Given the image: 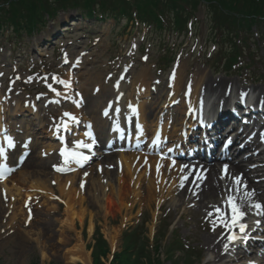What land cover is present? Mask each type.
<instances>
[{
    "label": "rangeland",
    "instance_id": "374dc122",
    "mask_svg": "<svg viewBox=\"0 0 264 264\" xmlns=\"http://www.w3.org/2000/svg\"><path fill=\"white\" fill-rule=\"evenodd\" d=\"M194 15L192 28L184 35L173 31L168 21L163 30H158L154 25H127L111 18L101 20L99 16L89 18L83 11L72 9L59 11L41 32L32 36H17L10 30L0 34V147L5 149V157L0 160L6 170L4 186L0 179V264H67V250L81 245L88 252L86 246L92 241L95 226L107 241L110 253L119 252L122 234L141 223L149 248L158 229L161 231L164 223H170L174 236L201 253V260L193 264L257 262L247 249L242 251L252 258L237 263L227 262L224 256L216 260L203 242L211 235L212 221L193 203L182 204L175 198L171 202L163 193L165 200L157 205L156 195L147 193L144 184L140 183L138 191L133 188L115 157L105 166L101 164L103 153L118 155L124 151L122 146L105 145L107 132L99 135L104 130L98 121L104 103L114 99L115 84L122 77L124 66L129 68L125 76L127 86L123 89L126 101L138 97L133 80L144 69L148 73L147 82L156 90L150 91L148 97L139 96L147 102V113L143 112L150 121L147 127H152L160 117L169 116L175 118V128H180L189 117L184 91L191 92L195 82L192 78L200 74L205 75L202 82L232 83L234 94L225 96L226 104L233 96L247 92L253 93L255 101L264 102L259 98L264 95V31L262 34L261 28H253V32H245L240 39L234 35L227 38L215 31L205 7L199 6ZM230 42L243 49L242 58L233 72L225 73L218 54ZM177 67L183 70L181 98L177 105L167 100L164 110V99L171 92ZM63 94L72 97L70 102L60 98ZM200 96L209 95L199 92ZM76 102L80 106L79 118L65 128L64 120L73 117ZM262 117L258 120L264 125ZM251 122L252 128L258 125L252 118ZM91 123L98 130L102 147L87 135L86 125ZM5 137L12 138L14 149H6ZM61 138L70 151L79 149L76 152L88 159L77 163L68 158L65 162L59 152ZM78 142L90 144L91 149L78 148ZM169 146L166 144L159 151ZM145 149L147 144L141 151ZM139 167L141 171V164ZM58 168L61 170L57 171ZM108 170L113 172L111 176ZM254 182L262 180L257 177ZM32 186L42 189L32 190ZM63 189L67 196L60 195ZM68 203L75 204V211H85L83 224L75 223L72 229L64 224ZM89 219L93 232L88 235ZM247 220L251 222V217ZM168 238L169 235L163 245ZM159 256L162 264H170L162 250Z\"/></svg>",
    "mask_w": 264,
    "mask_h": 264
},
{
    "label": "bare ground",
    "instance_id": "6f19581e",
    "mask_svg": "<svg viewBox=\"0 0 264 264\" xmlns=\"http://www.w3.org/2000/svg\"><path fill=\"white\" fill-rule=\"evenodd\" d=\"M177 69L178 70L175 72L176 77L173 79L172 89L169 94V101L175 102L181 98V81L183 79L182 67H177ZM147 75L148 73L146 69L135 74L133 81L138 89V97L130 98L128 106H121L120 110L117 105H112L113 101L104 104L102 109L99 110L100 112H98L99 115L101 113V116H105L104 119L102 117L98 118L100 128L102 127L104 130L106 127L112 125L114 127L112 133H119L122 130V125L120 122H118L121 112L126 117H129L131 114L135 115L134 124L136 125V135L138 137L143 136L142 131L144 129L146 130L149 127V129L152 131L153 127H157V123H154V125L156 124L155 126L153 125L150 127V125H148L147 127L146 124L150 121H147L146 117L143 115L144 111L147 113V102L146 100L141 101L139 97L145 96L150 92L151 86L149 85L150 83L147 82ZM204 77V74H200L196 78H192L195 80V82L191 86V92H188L186 108H188L193 114H196L197 112H204L205 116H208L215 110H221V108L225 109V96L229 97V95L234 94V90H232V83L230 82H224L222 80L202 82ZM118 88L117 96L119 98L122 96L121 92L123 85L120 84ZM199 92L204 95H209V98H206V100L201 103V101L198 100ZM248 93L249 92H247V94ZM184 94H186L185 91ZM148 96L149 95L146 97ZM259 98L260 100L264 99V95H261ZM163 108H165V106ZM117 109L119 111H117ZM133 109H135V112H133ZM105 110H107V115H105ZM73 117L75 119H65L76 123V119L79 118L78 106H76L73 111ZM166 122L167 121H164V123L159 122L161 124L158 125H162V132L158 135L162 136V139L165 137V139L171 140L173 134L177 133L175 128L176 126H168ZM99 123L96 125V128H99ZM92 129L94 130V126ZM260 129L261 130L253 132L250 136L251 130L248 126V129L245 133L241 132L238 136L236 135L233 141L234 143L232 142L228 147V150L232 149L230 156L224 158L218 156L214 161L216 163L209 164L192 161L189 162L190 164L188 169L185 167L183 171H181V166H178V163L181 161H177L175 164H173V161L176 159V157L173 154L166 152L152 153L149 150L138 154L132 152L125 154V152H122L118 155L113 153L99 155L101 164L104 166L107 162L112 161L113 157H115L117 164H119V166H123L125 174L128 176L133 188L138 191L140 183L144 184V188L146 189L147 193H149L151 196L153 193L156 195L157 200L159 201L157 202V205L165 200L163 198V193L166 194L167 198L170 199L171 202L174 201L175 198V200L182 202V204L188 202L193 203L194 206H196L200 212L204 213L213 224L211 235L206 236L203 240L207 250L212 252L216 256L217 260L221 256H224L226 259L231 257L233 262H237L238 260L252 258V256H248L246 253L241 251V248L233 247L231 241H228L226 238L228 232L225 228V225L227 224L228 220L231 219V210L228 205L224 203V201L228 195H233L236 197V202L242 205V211L245 212L244 217H259V223L248 224L244 232L249 233L251 230L264 231V215H258L257 210L251 206L255 203H260L262 206H264V185L260 184V182H254V178L259 177L258 174L262 173L261 176H264V127H260ZM259 131L260 133L263 131L262 136L260 135ZM105 132L107 131H102V133L99 132V135ZM247 135L250 137L249 139L247 138ZM242 137H244L245 140L248 139V141L245 142V147L238 151L235 149V151L234 147L241 145L238 144L237 141ZM247 142L251 147H254L253 150L250 149V146L246 144ZM223 143L224 141L222 142V145ZM12 149L14 148L12 147ZM84 152L92 153L90 151ZM4 157L2 159H4ZM255 162L260 164V166L253 171L251 168H249V166ZM140 164L141 167H143L141 171L138 170L140 168ZM158 164L160 165L159 171H157ZM0 165H3L2 160H0ZM201 165L203 166L201 167ZM225 165L227 166L226 173L224 171ZM43 168L46 169V166L44 165ZM203 170H205V174L202 179L198 180L197 173L199 172L201 174ZM107 173L109 176H111L113 172L108 170ZM185 174H188L187 179L179 182V180ZM221 176L224 178L221 179ZM237 176H241L239 184L234 183V178ZM1 180V184L4 186L6 181H4L5 179ZM244 183L245 186H243ZM181 184H183V186H181ZM40 185L45 184L40 183ZM36 186H32L31 189H42ZM16 192H19V190L16 189ZM245 192H254V195L250 200H244L243 196ZM64 193L65 196H67L66 191L62 192L60 195L63 196ZM20 205L22 206L23 204ZM74 205L75 204H67L68 209L66 211L64 224H66L69 229H72L75 226V223H78V225L83 224L85 219V211L82 209L75 211ZM214 208H219L221 212H215ZM261 211H264V207H262ZM210 212L212 213L211 216L208 215ZM221 219H224V223L220 222ZM258 225L261 226V228H259ZM87 232L88 235L93 232V225L90 219L88 221ZM233 232H235V230H233ZM258 239L264 240L263 237H258ZM107 240L110 242L111 239L107 238ZM226 244L228 245L227 250H225ZM250 245L254 250L253 252L256 253L254 254V258H257V262H241V264H264V242H254ZM258 248L263 250L259 254H257L259 251ZM65 262L67 264H91L89 252H86L81 245H76L74 248L66 251Z\"/></svg>",
    "mask_w": 264,
    "mask_h": 264
},
{
    "label": "trees",
    "instance_id": "16d2710c",
    "mask_svg": "<svg viewBox=\"0 0 264 264\" xmlns=\"http://www.w3.org/2000/svg\"><path fill=\"white\" fill-rule=\"evenodd\" d=\"M199 6L210 12L215 31L227 38L234 35L240 39L245 32H253V28H261L260 32L263 34L264 0H0V34L10 30L17 36H32L40 32L46 22L53 19L59 11L68 9L81 10L89 18L99 16L101 20L111 18L116 23L124 21L127 25H154L158 30H163L168 21L173 31L184 34ZM219 43L221 45L222 41ZM242 51L235 42L220 49L218 55L221 56L220 66L223 72L234 70L240 63ZM159 224L162 225L163 222L160 221ZM143 227L144 223H141L123 233L121 250L111 255L107 241L101 235L99 227L95 226L92 241L86 246V250L90 252L91 264H162L160 250L165 261L170 264L181 261L193 264L201 259L200 254L192 247L186 246L174 236V231L170 232L169 223H164L161 231L158 229L151 248L148 237L142 232ZM168 235V241L163 245ZM109 255L111 260L108 259Z\"/></svg>",
    "mask_w": 264,
    "mask_h": 264
},
{
    "label": "snow or ice",
    "instance_id": "6c2138e0",
    "mask_svg": "<svg viewBox=\"0 0 264 264\" xmlns=\"http://www.w3.org/2000/svg\"><path fill=\"white\" fill-rule=\"evenodd\" d=\"M53 79H55V77H53ZM58 82L59 83H64L66 87L68 86L67 83L64 82V81H58ZM77 106H79V105H77ZM117 111H119V110L117 109ZM133 112H135V109H133ZM65 115L67 116L69 114L65 113ZM105 115H107V110H105ZM70 119H75V118L74 117H70ZM63 127L67 128V125L64 124ZM87 135L90 136V134H87ZM5 142H6L8 148L14 147V142H13L11 137H5ZM154 143H155V141H154ZM25 147H27V145H25ZM77 147L78 148L79 147H84V148L91 149V145L90 144H84L83 142H78L77 143ZM61 155L65 157V162H67L69 157L75 159L77 163H80L81 161H84V160L88 159V157L84 156L83 154H80L78 152L69 153V152H67L66 149H61ZM4 156H5V149L3 147H0V158H3ZM173 164H175V161H173ZM4 167L5 166L0 165V179L4 178V175H5ZM159 167H160V165L158 164L157 165V171H159ZM185 167H187V166H181V171H183V169ZM60 170L61 169H59V168L57 169V171H60ZM224 171H225V173L227 171V166L226 165H225ZM202 178L203 177L198 172L197 173V179H202ZM223 178L224 177L221 176V179H223ZM181 179L183 181V180L187 179V177L185 176V177H182ZM239 182H240V177H238V176L235 177L234 178V183L239 184ZM181 186H183V184H181ZM253 195H254V192H245L244 196H243V199L244 200H250ZM224 203L227 204L228 207L231 210V219L228 220V222L226 224V227H228L229 229H231L232 227H239L240 231L243 232L246 226L244 224L240 223V221L245 216V212L242 211V205L238 204L236 202V197L233 196V195H228L226 200L224 201ZM251 206L254 207L257 210V214L258 215H264V211H261L262 207H264V206H262L260 203H255L254 205H251ZM214 210L217 213L221 212V210L219 208H214ZM208 215L211 216L212 213L210 212ZM220 222L224 223V219H221ZM234 239H236V237L234 235H230L229 236V241H232ZM227 248H228V245L226 244L225 245V250H227Z\"/></svg>",
    "mask_w": 264,
    "mask_h": 264
}]
</instances>
